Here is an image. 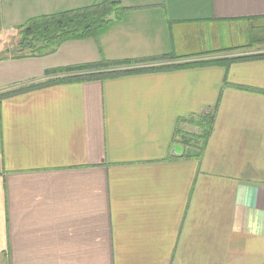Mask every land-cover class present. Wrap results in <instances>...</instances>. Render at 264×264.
<instances>
[{
    "label": "crops",
    "instance_id": "0c3cea01",
    "mask_svg": "<svg viewBox=\"0 0 264 264\" xmlns=\"http://www.w3.org/2000/svg\"><path fill=\"white\" fill-rule=\"evenodd\" d=\"M101 1L0 0V93L100 59L184 61L193 24L264 27V0H115L96 39L6 45L30 18ZM207 112L200 156H183ZM0 264H264V56L0 98Z\"/></svg>",
    "mask_w": 264,
    "mask_h": 264
},
{
    "label": "trees",
    "instance_id": "16d2710c",
    "mask_svg": "<svg viewBox=\"0 0 264 264\" xmlns=\"http://www.w3.org/2000/svg\"><path fill=\"white\" fill-rule=\"evenodd\" d=\"M122 9L123 8H121L115 0H103L89 6L30 18L17 28L19 34L17 42L18 51H26V54H21L16 57L43 56L54 52L61 44L68 41L96 39L99 30L111 20V17H119ZM259 56H264V52L146 66H142L141 64H150L153 60L100 59L92 63L74 64L46 70L45 75H62H58L52 80L49 79L47 81L44 80L18 85L15 88L0 93V98L50 83L103 80L126 74L228 63L235 59ZM212 120L213 116L211 113L207 112L203 114L199 118V125L201 127L200 133L197 135L184 134L181 136L182 144L189 148L188 152L184 153L183 156L193 158H198L200 156L202 146L211 129Z\"/></svg>",
    "mask_w": 264,
    "mask_h": 264
},
{
    "label": "rangeland",
    "instance_id": "374dc122",
    "mask_svg": "<svg viewBox=\"0 0 264 264\" xmlns=\"http://www.w3.org/2000/svg\"><path fill=\"white\" fill-rule=\"evenodd\" d=\"M252 26L253 27L250 28L247 23H244L242 27L237 28L235 32H229L226 24L210 23L209 25H203L202 29H199V25L193 24L191 27H189L190 32L192 33L191 42L193 40H197L198 37L200 42H196L198 46L190 48L187 51L189 54H195L192 56L190 55V57L188 56V58L180 62L249 54L252 50L254 51L256 49V46H259L257 47L258 49L263 48L264 42H257V39L264 37V27H257L256 25ZM212 34L217 36L216 41L213 39ZM18 38L19 34L15 33L14 37H9L6 41V45L9 46L11 52L13 53L19 52L17 50ZM261 51L264 52L263 49ZM141 65L146 66L157 64L152 62L150 64L143 63Z\"/></svg>",
    "mask_w": 264,
    "mask_h": 264
},
{
    "label": "built area",
    "instance_id": "2783aa9c",
    "mask_svg": "<svg viewBox=\"0 0 264 264\" xmlns=\"http://www.w3.org/2000/svg\"><path fill=\"white\" fill-rule=\"evenodd\" d=\"M260 52H263V51H259V53H260Z\"/></svg>",
    "mask_w": 264,
    "mask_h": 264
}]
</instances>
